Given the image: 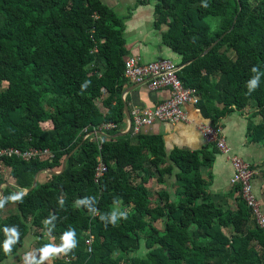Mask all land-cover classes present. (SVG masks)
<instances>
[{
  "label": "trees",
  "instance_id": "16d2710c",
  "mask_svg": "<svg viewBox=\"0 0 264 264\" xmlns=\"http://www.w3.org/2000/svg\"><path fill=\"white\" fill-rule=\"evenodd\" d=\"M151 4L164 43L183 57L180 77L202 94L204 117L215 126L253 102L264 120V0H137V7ZM133 14L120 15L104 0H0V151L54 154L0 159L14 184L29 190L4 189L0 209L15 203L18 212L0 218V264L32 226L52 236L71 233L72 246L54 264H264V228L239 187L237 211L208 192L202 169L212 152L168 153L162 134L133 139V129L116 137L130 101L123 94L137 83L125 76L126 59L137 55L125 36ZM109 123L116 128L100 133ZM256 129L264 140V125ZM98 132L105 136L101 151ZM73 152L64 173L43 172L31 189L39 171L60 172ZM100 154L107 171L97 181ZM154 175L162 184L176 177L178 201L167 189L152 207L146 183ZM88 232L95 236L91 252ZM44 243L42 253L55 249Z\"/></svg>",
  "mask_w": 264,
  "mask_h": 264
},
{
  "label": "crops",
  "instance_id": "0c3cea01",
  "mask_svg": "<svg viewBox=\"0 0 264 264\" xmlns=\"http://www.w3.org/2000/svg\"><path fill=\"white\" fill-rule=\"evenodd\" d=\"M104 1L114 7L115 4H118L122 0ZM134 5L135 11L132 19L134 17H138L139 15V17L151 15V21H156L154 5L151 4L137 7V0H135ZM166 28L167 26H164L165 30ZM157 30L159 32L160 39L163 32L162 30ZM147 40L148 39L146 38H137L131 41L127 40V46L130 50V54L140 55L145 62L155 61L161 58H169L172 60L177 59L178 61L175 62H177L178 64H181L183 62L182 55L177 53L168 45L167 46L179 56L169 54L173 58L166 55L147 58L142 52V49L146 51L152 45L151 41L148 42ZM160 44L161 43H157V46ZM128 93L130 96V101L128 104L130 111L136 106L155 107L159 103L171 97V90L169 88L153 90L151 89L148 82L144 83L143 85L137 86ZM127 94H123L124 97ZM185 110L189 115L188 121H158L153 124L143 126L138 134H162L166 143V150L168 153H172L176 148H186L191 150V152H203L206 150L212 152L213 156L210 165L202 169L204 179L208 183V192L215 197V200L230 207L233 211H237L239 206L237 203L238 193H235L236 186L232 184V178L235 175V171L232 165L231 157L237 156L243 159L255 170L252 184L257 198L260 202L261 209L264 213V140L258 137V131L256 129L259 126L264 125V120L257 114L258 110L256 109L255 103L252 102L243 111L233 110L228 112L222 118H220L219 122L216 124L222 128V135L230 149V153L227 155L221 153L217 147L209 145V143L204 138V134L201 130V124L211 123V121L210 119L204 117V113L200 105L188 103L185 105ZM125 120L126 125L123 132H126L129 129L127 115ZM131 131L132 128L130 132ZM138 134L133 132V139H135ZM133 143H136V141L134 140ZM0 167L3 166L1 165ZM2 171L5 172V174L1 175L0 173V178L2 179V183L0 184V198L2 196L1 191H3L4 193V189L7 186L13 187L19 194H24L28 191V189L19 188L16 184H14V181L10 177V170L4 169L3 167ZM40 175H38V177ZM165 181V184L158 182V175H154L146 184L159 185L156 191L157 194L158 192L169 189L172 192V200L178 201L175 200V196L177 197V194L175 193V185H178L176 177L167 175L165 177ZM167 185H169V188L167 187ZM158 204H162L161 200L158 199L156 202L152 200V207H155ZM115 208L118 209L119 205H116ZM15 212H18L17 205L15 203H9L5 207L0 209V218L4 219L9 214ZM42 232H45V236H42ZM224 232L230 233L231 230H224ZM64 241V236H52L46 233V231H43V229L32 226L28 235L25 237L23 246L19 248L17 253L12 254L8 259H5L3 264H32V262L34 261H36L38 264H54V262L57 260V257L60 255L59 252H51L46 258L42 259L44 253H42L41 247H47L44 242H49L55 248H61Z\"/></svg>",
  "mask_w": 264,
  "mask_h": 264
},
{
  "label": "built area",
  "instance_id": "2783aa9c",
  "mask_svg": "<svg viewBox=\"0 0 264 264\" xmlns=\"http://www.w3.org/2000/svg\"><path fill=\"white\" fill-rule=\"evenodd\" d=\"M180 66L177 62L169 58L145 62L140 55H131L125 62V76L132 82H141L149 79L151 89L159 90L169 88L171 97L155 107H134L130 112L132 116L133 132L138 134L145 125H150L158 121L180 122L188 121L189 115L185 110L188 103L200 104L202 94L197 87L186 86L180 77ZM116 125L113 123L105 124L99 129L100 133L113 131ZM201 130L204 138L209 145H215L223 154H229L230 149L222 135V128L218 125L213 126L211 123H202ZM99 135V150H102L105 136ZM2 157H17L24 161L53 159L54 154L49 149H31L21 151L16 148H9L0 151ZM98 166L96 169V180L105 174L107 166L103 162L101 154L98 157ZM235 175L232 178V184L239 187V194L247 207L252 212V217L257 225L264 228V213L261 209L260 202L254 191L252 180L255 175L253 167L243 159L234 156L231 157ZM1 166V163H0ZM1 168V167H0ZM1 172V171H0ZM94 234L88 232L86 244L88 251L93 248Z\"/></svg>",
  "mask_w": 264,
  "mask_h": 264
},
{
  "label": "rangeland",
  "instance_id": "374dc122",
  "mask_svg": "<svg viewBox=\"0 0 264 264\" xmlns=\"http://www.w3.org/2000/svg\"><path fill=\"white\" fill-rule=\"evenodd\" d=\"M135 0H122L118 4H115L114 7L117 10V12L120 15H128L132 10L133 12L135 11ZM134 16V15H133ZM140 16V15H139ZM134 17L132 19L129 18L126 20V25L125 27V36L128 41L137 39V38H146L148 39L147 41H151L152 45L147 49L146 51L142 49V52L147 58H152L155 56L159 55H166L171 58L169 54H174L176 56H179L173 52L171 48H169L167 45L163 43V38L161 35V38L159 39V32L155 28V22L151 21V15L150 16H142V17ZM147 42V43H148ZM157 43H161L160 45L157 46ZM233 52H231V55ZM164 56V57H166ZM175 57V56H174ZM174 61H178L177 59H173ZM50 124H45V127L48 128ZM3 167L0 168V173L1 175H4L5 172L2 171ZM149 188L151 189V195H152V200L157 201L158 196H157V188L159 185L157 184H147ZM175 200H179V197L175 196ZM146 250L143 248L139 254L144 255Z\"/></svg>",
  "mask_w": 264,
  "mask_h": 264
},
{
  "label": "water",
  "instance_id": "95a60500",
  "mask_svg": "<svg viewBox=\"0 0 264 264\" xmlns=\"http://www.w3.org/2000/svg\"><path fill=\"white\" fill-rule=\"evenodd\" d=\"M224 35H225V33L221 36V38H222ZM221 38H219V39H221ZM219 39H218L216 42H214V43H213L208 49H206V50L204 51V54H203V55H205L206 53H208V52L214 47V45L219 41ZM148 81H149V79H147V80H145V81L137 82V83H135V84H133V85L127 87L126 90H125V92H124V94H127L129 91L133 90V89L136 88L137 86L143 85L144 83H147ZM125 112H126L127 119H128V122H129V129H128V131H126V132H123V133L117 134L116 137L126 135L127 133L130 132V130H131V128H132L133 120H132L131 112H130V110H129V107H128V104H127V103H125ZM74 152H75V151H74ZM74 152L71 153V155H70V156L64 161L63 168H62V170H61L60 172H54V171H51V170H42V171H39V172L35 175L34 182H33V186L31 187V189L34 188V187L37 185L38 175H40V174L43 173V172H44V173H51L52 175H60V174L64 173V171H65V169H66L67 162H68L69 158L72 156V154H74ZM28 191H29V190H28ZM28 191H27V192H28ZM1 194H2V196H1L0 199H2V198L4 197V193H3V191H1Z\"/></svg>",
  "mask_w": 264,
  "mask_h": 264
},
{
  "label": "clouds",
  "instance_id": "9594fccd",
  "mask_svg": "<svg viewBox=\"0 0 264 264\" xmlns=\"http://www.w3.org/2000/svg\"><path fill=\"white\" fill-rule=\"evenodd\" d=\"M253 71H255V69H253ZM257 86V79L253 78L250 82H249V90L251 91L252 89H254ZM15 199V197H14ZM72 246V241H71V233L67 234L65 237V245L62 248H46L44 249V255L42 256L43 258H46L49 255V252H60V251H64L65 248L67 247H71ZM5 247L7 248L8 245L6 244Z\"/></svg>",
  "mask_w": 264,
  "mask_h": 264
}]
</instances>
